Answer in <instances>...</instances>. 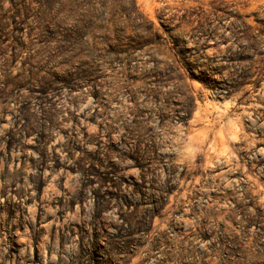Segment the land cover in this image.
<instances>
[{
  "label": "rangeland",
  "instance_id": "374dc122",
  "mask_svg": "<svg viewBox=\"0 0 264 264\" xmlns=\"http://www.w3.org/2000/svg\"><path fill=\"white\" fill-rule=\"evenodd\" d=\"M0 264H264V0H0Z\"/></svg>",
  "mask_w": 264,
  "mask_h": 264
},
{
  "label": "trees",
  "instance_id": "16d2710c",
  "mask_svg": "<svg viewBox=\"0 0 264 264\" xmlns=\"http://www.w3.org/2000/svg\"><path fill=\"white\" fill-rule=\"evenodd\" d=\"M134 14H135V19L137 20L138 18L141 19V22L139 25H136V30H137V35L135 37L128 36L126 33V25H124L118 32L117 34L114 35L112 39L106 38L105 39V44L110 47L109 43L113 42V46L115 47V53H121V45L123 40H127L129 43L128 44L130 48L133 47H141L143 45H148L152 44L151 39L154 34L153 30V24L147 20L146 18L143 17L141 13L137 11V8L134 7ZM82 28H76V29H65L63 27L58 26L55 31L52 32V40L56 43V48L58 50V55L61 57H65L66 63L71 65L72 61L70 57H68V54L73 52L75 49V44L81 43V37H82ZM134 43V44H133ZM87 72L86 71H81V75L79 74L77 80L79 82H82L86 80ZM202 79L200 80V83L204 86V88L216 92V87L212 86V81L209 76H206L205 74H202ZM77 77V76H76ZM248 75H241L238 76V81L239 85H246L248 82ZM259 213V211H258ZM260 215V213H259ZM258 215V216H259ZM250 224V223H248Z\"/></svg>",
  "mask_w": 264,
  "mask_h": 264
}]
</instances>
